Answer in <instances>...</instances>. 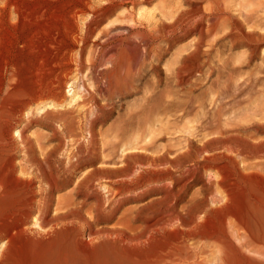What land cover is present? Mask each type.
<instances>
[{
	"label": "rangeland",
	"instance_id": "374dc122",
	"mask_svg": "<svg viewBox=\"0 0 264 264\" xmlns=\"http://www.w3.org/2000/svg\"><path fill=\"white\" fill-rule=\"evenodd\" d=\"M71 2L79 14L68 21L75 36L63 37V47L71 50L70 66L62 67V82L56 81L62 84H55L58 96L29 105L26 120L22 117L12 132L18 142L21 132L28 147L35 145L38 180L43 173L57 176L46 214L51 224L42 225L33 213L27 232L10 243L0 237V261L264 264V241L259 240H264V0ZM7 19L0 22V34L12 29ZM181 65L186 69L177 75ZM26 83L24 79L16 87L19 96ZM61 110L68 115L57 114ZM69 114L73 124L65 129L63 119ZM0 129V178L6 186L0 188V210H5L23 197L25 184L6 176L9 154L15 151L17 165L23 153L6 147L11 142L3 125ZM226 144L242 150L243 159H233L237 153L225 149ZM196 147L206 151L199 155ZM88 148L92 161L86 157ZM211 155H219V165H237L227 164L236 189L224 190L220 175L209 178L217 169H205L202 161ZM35 170L33 165L25 172ZM206 231L213 239L202 236Z\"/></svg>",
	"mask_w": 264,
	"mask_h": 264
},
{
	"label": "bare ground",
	"instance_id": "6f19581e",
	"mask_svg": "<svg viewBox=\"0 0 264 264\" xmlns=\"http://www.w3.org/2000/svg\"><path fill=\"white\" fill-rule=\"evenodd\" d=\"M1 1V0H0ZM83 1V0H82ZM127 1V0H125ZM1 3V2H0ZM74 4H72L71 0H55V1H50L47 3H43V2H38V1H33V0H5L4 3H2L0 5V22L4 21L5 19H7V17H11L10 15H13V21H9L8 19L6 20L7 23L9 24V27H11V31H7L5 30V28H1V30H5L4 32L6 33H1L0 34V126L3 125V128H5V132H6V136L10 139V143H6V147H10V151L12 152L14 149L17 150L16 152H20L23 153L22 158H21V163L19 164H15L14 163V159L15 158V154L13 152V154H9V156L7 157L8 159H3L6 160L7 164H8V170L6 172V176H9L11 178H13L12 180H15L17 182H21L25 184V189L24 192L21 191L23 194V197L20 199H16V201L9 206L7 209L5 210H0V237H5L8 240L6 241V243H10L12 241V239L16 236H20L21 234H24L25 232H27V228H26V223L32 218L33 213H36L38 218L37 219H41L44 223L42 225H49L51 224L50 221H48V219L46 220V214L48 213L49 210V201L51 200V192L53 189H55V182L58 180H56L55 178L57 177L55 175V177H51L49 175L43 174L40 176L41 179L38 180V161L39 159L36 157V147H33L35 145H31V147H28L26 144L25 139L22 137L21 132L19 133V139L20 142H18L17 140L13 139V130L15 129V125L19 124L22 119L25 117L24 112L25 111H29L28 110V106L31 104L34 105H38L39 104H43L42 100L48 98L49 96L52 98L54 96H58L57 91L56 93H54V88L58 85L55 86V84H61V83H56V81H61V74L62 72L64 73V71H62V67H66V65L69 62L68 54L70 52L71 54V50L69 51L68 49L64 48L62 45V41L64 40L63 37H71L75 36V32H73L72 27L69 25L68 21L70 19H76L77 17V13L79 14V10L77 11L74 6ZM90 7V6H89ZM84 8V7H83ZM198 9V8H197ZM203 11V10H202ZM82 12V11H81ZM81 14V13H80ZM179 14V13H178ZM181 14V13H180ZM198 15V14H197ZM181 18V17H180ZM179 19V18H178ZM183 19V18H182ZM188 20V18H187ZM181 21V20H180ZM176 22V21H175ZM184 23V22H183ZM75 24V23H74ZM180 25V24H179ZM182 25V24H181ZM13 26V27H12ZM1 27V26H0ZM10 29V28H9ZM76 29V28H75ZM150 29V28H149ZM74 33V35H73ZM6 34V35H5ZM77 35V34H76ZM42 36V37H40ZM169 36V35H168ZM131 37V36H130ZM140 37V36H139ZM136 38V37H135ZM148 38V37H147ZM77 39V38H74ZM42 40H44L42 42ZM66 40V39H65ZM68 40V39H67ZM71 40H73V38H71ZM141 40V39H140ZM39 41H41V45L42 46H38L40 43ZM69 41V40H68ZM75 41V40H74ZM73 41V42H74ZM142 41V40H141ZM65 44V43H64ZM67 44V43H66ZM75 44V43H74ZM66 46V45H65ZM68 46V44H67ZM74 46V45H73ZM76 46V44H75ZM130 46V45H128ZM133 46V45H132ZM131 46V47H132ZM137 46V45H136ZM71 47V46H70ZM126 47V46H125ZM65 49V50H64ZM74 49V48H73ZM197 49V48H196ZM135 51V50H134ZM133 52V51H132ZM70 64V63H69ZM70 66V65H69ZM69 66H67L69 68ZM66 67V69H68ZM170 67V66H169ZM189 67V66H188ZM187 67V68H188ZM193 67V66H192ZM180 69H178L179 71L177 72V75L181 73L186 69L185 67L183 68L182 65L179 67ZM65 69V68H64ZM156 69V68H155ZM70 70V69H69ZM192 70V69H191ZM66 72V71H65ZM69 73V71H67ZM188 72V71H187ZM67 74L65 73V76ZM64 76V75H62ZM26 80L27 81V85L28 88L26 89L25 94H23L22 96H19V94L17 93L16 87L18 86V84L22 81V80ZM64 79V78H63ZM66 79V78H65ZM64 79V80H65ZM67 80V79H66ZM65 80V81H66ZM64 82V81H63ZM67 82V81H66ZM65 83V82H64ZM62 85V84H61ZM178 88V87H177ZM20 90V89H19ZM58 90V89H57ZM16 94H18L19 98L15 101L12 102L10 101L12 98L16 97ZM55 98V97H54ZM53 99V98H52ZM51 99V100H52ZM57 99V97H56ZM48 100V99H47ZM41 101V103L39 102ZM50 101V100H49ZM57 101V100H56ZM44 102V101H43ZM46 103V102H45ZM31 107V106H30ZM52 110V109H51ZM32 111V110H31ZM30 111V112H31ZM34 111V110H33ZM32 111V112H33ZM53 111V110H52ZM8 112V113H7ZM45 112V111H44ZM55 112V111H53ZM69 111H57V114H62V115H68ZM52 113V112H51ZM56 113V112H55ZM44 115H48L50 114L49 111H46L45 113H43ZM30 115H34V113H30ZM43 115V117H44ZM70 115V114H69ZM24 116V117H23ZM29 116V115H28ZM52 116V115H49ZM58 116V115H57ZM71 116V115H70ZM69 118H64L63 120V128H67L68 126L70 127L71 124H73V118L74 117H70ZM23 117V118H22ZM60 117V116H59ZM62 117V116H61ZM68 117V116H67ZM37 118V117H36ZM26 120V118H24ZM28 119V117H27ZM245 119V118H244ZM39 120V119H38ZM80 120V119H79ZM75 122V121H74ZM77 122V120H76ZM80 122V121H79ZM83 122V121H82ZM224 123V122H223ZM222 123V124H223ZM245 123V122H244ZM76 124V123H75ZM237 125V124H236ZM61 126V124H60ZM74 126V125H73ZM82 126V124H81ZM62 127V126H61ZM60 127V129H61ZM68 127V128H69ZM225 127V126H224ZM228 127V126H227ZM65 128V129H66ZM67 128V129H68ZM226 128V127H225ZM72 129V127H71ZM75 129V128H74ZM223 129V128H222ZM3 130V129H0ZM57 130V129H56ZM55 130V131H56ZM79 130V129H78ZM244 130V129H243ZM60 131V130H59ZM66 131H70V130H66ZM65 131V133H66ZM91 131V130H90ZM4 132V134H5ZM72 131H70L69 133H71ZM81 132V131H80ZM228 131H226L227 133ZM61 133V132H60ZM73 133V132H72ZM74 133H76L74 131ZM225 133V131H224ZM224 133H220V134H224ZM81 134V133H80ZM243 134V133H242ZM75 135V134H74ZM63 136V135H62ZM223 136V135H222ZM6 137V138H7ZM75 137V136H74ZM214 137V136H213ZM243 137V136H242ZM4 138V139H6ZM7 138V139H8ZM72 138V137H71ZM239 138V137H238ZM3 139V140H4ZM6 139V140H7ZM73 139V138H72ZM219 139V138H218ZM231 139H235V138H231ZM231 139H227L222 140L221 142L223 143H228V141H230ZM2 140V138L0 139ZM5 140V141H6ZM74 140V139H73ZM77 140V138H76ZM87 140V139H86ZM239 140V139H238ZM4 141V142H5ZM8 141V140H7ZM77 142V141H76ZM87 142V141H86ZM89 142V141H88ZM1 143V142H0ZM3 143V142H2ZM34 143V142H33ZM75 143V142H74ZM248 143V142H247ZM73 144V143H72ZM194 144V143H193ZM5 145V144H4ZM29 145V144H28ZM231 145V144H230ZM244 144H242L243 146ZM227 147H224L227 150L230 151H235L237 153V157H233V159L235 158H240L239 156H242L243 159V152L241 151H237V149H235L234 147H229L226 144ZM1 147V145H0ZM3 147V146H2ZM40 147V146H39ZM125 147V146H124ZM193 147V146H192ZM82 148V146L80 147ZM136 148V147H135ZM217 148V147H216ZM240 148V147H239ZM253 148V147H252ZM80 150V149H79ZM82 150V149H81ZM223 150V149H222ZM1 151V150H0ZM134 151V150H128V153ZM196 153L201 155L202 153H204L206 151L205 147H196ZM224 151V150H223ZM222 151V152H223ZM229 151V152H230ZM248 151V150H247ZM251 151V150H250ZM249 151V152H250ZM85 152V151H84ZM214 152V151H213ZM227 152V151H226ZM245 152V151H244ZM78 153H80L78 151ZM87 154V158L92 161V159L95 158H91L90 156H93V152L91 149H87L86 152ZM121 157L123 155V157H125L127 154L122 151L121 152ZM47 153H45L46 155ZM84 154V153H83ZM91 154V155H90ZM219 154V153H217ZM221 154V153H220ZM224 154V152L222 153ZM228 154V153H227ZM235 154V153H234ZM248 154V153H247ZM167 155V154H166ZM216 155V154H215ZM215 155H211V156H206L203 158L206 165H204V168H208L210 166L213 165L214 168H216L215 170L217 171V175L213 176L211 174H208L209 178H216V176L220 175L221 178H219V184L223 187V189H231L232 185H233V181L232 183L230 182V179L232 178L231 175V170L230 167L227 164L230 165H234V161L233 164H231L230 162L227 163L226 165H219L220 162L218 160L219 159V155L215 156ZM231 155V154H229ZM47 156V155H46ZM48 156L51 157V153L48 154ZM47 156V157H48ZM198 156V155H197ZM222 156V155H220ZM224 157H227V159L232 160L230 157L223 155ZM94 157V156H93ZM109 157V156H108ZM188 157V156H187ZM195 157V156H194ZM5 158V157H4ZM70 158V157H69ZM188 159V158H187ZM224 159V158H223ZM69 160V159H68ZM184 160V159H183ZM186 160V159H185ZM228 160V161H229ZM237 160V159H236ZM235 160V161H236ZM125 161V160H124ZM224 161V160H223ZM242 161V160H240ZM5 162V161H4ZM3 162V163H4ZM176 162V161H175ZM227 162V161H226ZM2 163V164H3ZM49 163V162H48ZM127 163V162H126ZM197 163V162H196ZM195 163V165H196ZM199 163V162H198ZM243 163V162H242ZM237 164V163H236ZM35 166L36 168V172L35 173H31L30 171L27 173L25 172L29 167L31 166ZM76 165H78V163H76ZM194 165V164H193ZM199 165V164H198ZM196 165V166H198ZM202 165V164H200ZM5 166L7 167L6 163ZM3 166L5 169L6 167ZM70 166V165H69ZM192 166V165H191ZM196 166H192L194 168L193 172H197V167ZM244 166V165H243ZM246 166V165H245ZM28 167V168H27ZM187 167V166H186ZM191 167V168H192ZM203 167V166H202ZM237 165L233 166L234 169H236ZM247 167V166H246ZM190 168V167H189ZM201 168V166L199 167ZM244 168V167H243ZM233 169V172H234ZM18 170L20 171V173H22V176H17ZM31 170V169H30ZM34 169H32L31 171L33 172ZM238 170V169H237ZM235 170V171H237ZM245 170V168H244ZM42 171V170H40ZM206 171V170H205ZM4 172V171H3ZM4 172V174H5ZM25 172V173H24ZM56 172V171H55ZM187 172V170H186ZM239 172H242L239 170ZM50 173V172H49ZM184 173V172H182ZM189 173V172H187ZM192 173V172H191ZM198 173V172H197ZM205 173V172H204ZM215 173V172H214ZM237 173V172H236ZM244 173V172H243ZM2 174V173H1ZM3 174V175H4ZM54 174V173H53ZM51 174V175H53ZM56 174V173H55ZM196 174V173H195ZM255 174V173H254ZM192 175V174H191ZM199 175V174H197ZM239 175V173H238ZM186 176V175H185ZM190 176V175H188ZM193 176V175H192ZM202 176V175H201ZM2 177V176H1ZM187 177V176H186ZM195 177V175H194ZM184 178V177H183ZM188 178V177H187ZM192 178V177H191ZM190 178V179H191ZM208 178V179H209ZM214 178V179H215ZM237 178V177H236ZM9 180L10 183V179L7 178ZM6 179V180H7ZM186 179V178H185ZM197 179V177H196ZM195 179V180H196ZM7 180V182H8ZM36 180H38V182H36ZM200 180V179H199ZM217 180V178H216ZM186 181V180H185ZM190 181V180H189ZM3 181L0 178V188L1 186L6 187L3 183ZM208 182V181H206ZM211 182V181H209ZM38 183V186H35ZM213 183V182H211ZM210 184V183H208ZM215 184V183H214ZM235 184V182H234ZM237 184V183H236ZM7 185V184H6ZM20 185V183L18 184ZM58 185V184H57ZM189 185V184H188ZM207 185V184H206ZM186 185L182 186V188H184ZM214 186V185H213ZM212 186V187H213ZM221 186H219L221 188ZM236 186V185H235ZM59 187V186H58ZM211 187V186H210ZM216 187V186H215ZM218 187V186H217ZM237 187V186H236ZM12 188V186H11ZM22 188V187H21ZM232 188H235L234 186ZM23 189V188H22ZM58 189V188H57ZM186 189V188H185ZM184 189V190H185ZM224 189V190H225ZM236 189V188H235ZM13 190V189H12ZM18 190V189H17ZM216 190H218L216 188ZM215 190V192H216ZM222 190V189H221ZM223 190V191H224ZM14 191V190H13ZM16 191V190H15ZM214 191V189H213ZM233 193V189L231 190ZM230 191V192H231ZM184 192V191H183ZM226 192V191H224ZM229 192V191H228ZM229 192V193H230ZM235 192V191H234ZM19 193V192H18ZM219 193V191H218ZM222 192L220 191L219 194H221ZM231 193V197L232 196ZM208 194V193H207ZM215 194V193H214ZM234 194V193H233ZM18 195V194H16ZM15 195V196H16ZM171 195V194H170ZM224 196H226L225 194H223ZM21 196V195H20ZM166 196V195H165ZM172 198L174 195H171ZM198 196V195H197ZM207 196V195H206ZM39 197V200L36 201V198ZM54 197V196H53ZM52 197V198H53ZM212 197V196H211ZM221 198L223 197L222 194L220 196ZM227 197V196H226ZM165 198V197H164ZM210 198V197H209ZM208 198V199H209ZM218 198V197H217ZM198 201V198H196ZM219 199V198H218ZM227 199V198H225ZM231 199V198H229ZM234 199V198H232ZM175 200V199H174ZM212 199H210L211 201ZM215 198H213L212 201H214ZM217 200V199H216ZM256 200V199H255ZM12 201V200H11ZM192 201V200H191ZM196 201V203H197ZM222 201V200H221ZM257 201V200H256ZM261 201V200H260ZM190 202V201H189ZM193 202V201H192ZM229 202V200H228ZM51 203V202H50ZM195 203V202H194ZM193 203V204H194ZM219 203V202H217ZM257 203V202H256ZM263 203V202H262ZM191 204V203H190ZM223 204V202L221 203V205ZM226 204V202H225ZM231 204V203H230ZM168 205V203H167ZM217 205V204H216ZM256 205V204H255ZM191 206V205H190ZM220 206V205H219ZM249 206V205H248ZM251 206V205H250ZM249 206V207H250ZM252 207V206H251ZM175 208V207H174ZM173 208V209H174ZM192 208V207H190ZM258 208V207H257ZM256 208V209H257ZM260 208V206H259ZM262 208V207H261ZM61 208L58 207V210H60ZM168 209V208H167ZM250 209V208H249ZM166 210V209H165ZM188 210V209H187ZM251 210V209H250ZM253 210V209H252ZM176 211V210H175ZM174 211V212H175ZM231 211V210H230ZM258 211V210H256ZM171 212V211H170ZM50 213V212H49ZM169 213V211H168ZM172 213V212H171ZM176 213V212H175ZM197 213V212H196ZM200 213V211H199ZM261 213V212H260ZM264 213V212H263ZM178 214V213H177ZM213 214V213H212ZM257 214V213H256ZM162 215V214H161ZM165 215V213H164ZM170 215V214H169ZM175 215V214H174ZM180 216V214H178ZM177 215V216H178ZM186 215V213H185ZM168 216V214H167ZM194 216V215H192ZM204 216V215H202ZM237 216V215H236ZM176 219V216H174ZM173 217V218H174ZM195 217V216H194ZM227 217V216H225ZM260 217V216H259ZM264 217V216H263ZM168 218V217H166ZM171 218V217H169ZM168 218V219H169ZM183 218H185V216H183ZM199 218V217H198ZM204 218V217H202ZM228 218V217H227ZM236 218H239L238 216ZM241 218V217H240ZM239 218V219H240ZM172 219V218H171ZM178 219V217H177ZM176 219V220H177ZM197 219V218H196ZM238 219V220H239ZM40 220V221H41ZM166 220V219H165ZM164 220V221H165ZM189 220V219H188ZM212 220V219H211ZM228 220V219H227ZM242 220V219H241ZM240 220V223H242ZM262 220V219H261ZM39 221V220H38ZM39 221V223H41ZM158 221V220H157ZM174 221V220H173ZM199 221V220H198ZM197 221V223H198ZM263 221V220H262ZM163 222V221H162ZM167 222V220H166ZM172 222V220L170 221ZM200 222V221H199ZM205 224L210 223V221L208 219H206L205 221H203ZM202 222V223H203ZM212 222V221H211ZM229 222V220H228ZM161 223V222H160ZM164 223V222H163ZM238 223V221H237ZM166 224V223H165ZM213 224V222H212ZM211 224V225H212ZM232 224V223H231ZM264 225V221L262 223ZM40 225V224H39ZM200 225V223H199ZM226 225V224H225ZM224 225V226H225ZM196 226V225H195ZM42 227V226H41ZM50 227V226H49ZM200 227V226H199ZM210 227V226H209ZM197 228V227H196ZM204 229H206L203 226ZM191 229V227H190ZM189 230V229H188ZM196 230V229H195ZM207 230V229H206ZM210 230V229H209ZM214 230V229H213ZM192 231V230H191ZM197 231V230H196ZM224 232V231H223ZM190 233V232H188ZM238 233V232H237ZM202 236L206 239H213V233L211 231H206L201 233ZM225 234V233H224ZM198 235V234H197ZM220 235V234H219ZM263 235V234H262ZM181 235H179L178 237H180ZM196 236V235H195ZM199 236V235H198ZM224 236V235H223ZM222 236V237H223ZM225 236H227L225 234ZM238 236V235H237ZM240 236V234H239ZM264 236V235H263ZM184 237V236H183ZM256 237V236H255ZM228 237H226L227 239ZM241 238H245L242 237ZM179 239V238H178ZM183 239V238H182ZM189 239H191L189 237ZM193 239V238H192ZM229 239V238H228ZM252 239V236H251ZM250 239V240H251ZM186 240V239H184ZM203 240V239H202ZM205 240V239H204ZM203 240V241H204ZM256 240V239H255ZM254 240V242H255ZM259 240L264 241L263 238ZM181 241V240H180ZM213 241V240H212ZM225 241V240H224ZM185 242V241H184ZM183 242V243H184ZM253 242V241H252ZM257 242V241H256ZM5 243V242H4ZM179 243V242H178ZM228 243V241H227ZM230 243V242H229ZM228 243V244H229ZM232 243V242H231ZM258 243H262V242H258ZM181 244V243H180ZM227 244V246H228ZM233 244V243H232ZM182 245V244H181ZM203 245V244H202ZM201 245V246H202ZM262 245V244H261ZM184 246V245H183ZM226 246V247H227ZM234 246V245H233ZM264 246V244L262 245V247ZM2 247V246H1ZM174 247V246H173ZM203 247H205L203 245ZM230 247V246H229ZM239 247V246H238ZM246 247V246H245ZM258 248V249H262ZM177 248V247H176ZM180 248V247H179ZM183 248V247H182ZM200 248V247H199ZM202 248V247H201ZM237 248V247H236ZM174 249V248H173ZM241 249V248H240ZM246 249V248H245ZM254 249H257L256 247ZM171 250V249H170ZM179 250V249H178ZM184 251V249H182ZM221 250H224V247L221 248ZM174 251V250H173ZM177 251V250H176ZM181 251V250H180ZM178 251V252H180ZM181 251V252H183ZM259 251V250H258ZM168 252V251H167ZM185 252V251H184ZM184 252L182 255H184ZM240 252V251H239ZM251 252V251H250ZM234 253V252H233ZM241 253V252H240ZM257 253V252H256ZM197 254V253H196ZM235 254V253H234ZM258 254V253H257ZM178 255V254H177ZM181 255V254H180ZM199 253L197 255H195L194 257H199ZM170 256V255H167ZM174 256V255H173ZM219 256V255H217ZM245 256V255H244ZM186 257V256H185ZM189 257V256H188ZM187 257V258H188ZM197 257V258H198ZM246 257V256H245ZM244 257V258H245ZM185 258V259H187ZM202 257L199 258V261ZM228 258V257H227ZM168 259V258H167ZM189 260V259H188ZM203 260V259H202ZM229 260V259H228ZM258 260V259H257ZM263 260V259H262ZM176 261V260H175ZM185 261V260H183ZM182 261V262H183ZM223 261V260H222ZM249 261H252V259ZM181 262V259H180ZM228 262V261H227ZM230 262V261H229ZM228 262V263H229ZM232 262V261H231ZM230 262V263H231ZM261 262V261H260ZM225 263V262H224ZM227 263V264H228ZM253 263V262H252ZM0 264H10V263H6L5 261H0Z\"/></svg>",
	"mask_w": 264,
	"mask_h": 264
},
{
	"label": "crops",
	"instance_id": "0c3cea01",
	"mask_svg": "<svg viewBox=\"0 0 264 264\" xmlns=\"http://www.w3.org/2000/svg\"><path fill=\"white\" fill-rule=\"evenodd\" d=\"M166 68H167V66L165 65V70H166V71H168ZM169 71L171 72V70H170V69H169Z\"/></svg>",
	"mask_w": 264,
	"mask_h": 264
}]
</instances>
